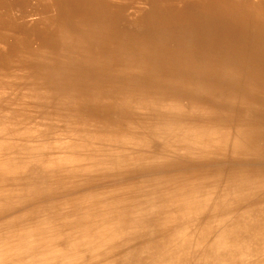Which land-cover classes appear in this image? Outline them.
Instances as JSON below:
<instances>
[{"label": "bare ground", "instance_id": "1", "mask_svg": "<svg viewBox=\"0 0 264 264\" xmlns=\"http://www.w3.org/2000/svg\"><path fill=\"white\" fill-rule=\"evenodd\" d=\"M1 115L0 264H264V0H0Z\"/></svg>", "mask_w": 264, "mask_h": 264}, {"label": "rangeland", "instance_id": "2", "mask_svg": "<svg viewBox=\"0 0 264 264\" xmlns=\"http://www.w3.org/2000/svg\"><path fill=\"white\" fill-rule=\"evenodd\" d=\"M16 117H20V116H16ZM4 115H1L0 116V120H3V122H0V143L1 145H5L6 147H8L9 144H6L8 142H10L11 140L9 138H11V133L13 131V128L10 127V117H8V120L9 121H6L4 120ZM22 118V117H21ZM149 124L151 123V120L147 121ZM17 131V130H16ZM25 134L21 131V132H18L17 131V139H20L22 140L23 136ZM14 140V138L12 139ZM22 145H19L18 148H16V150H13L14 151V156L17 158V157H22L23 154H24V149L21 148ZM2 154H0L1 156ZM39 196V195H38ZM38 196H33L34 198H37Z\"/></svg>", "mask_w": 264, "mask_h": 264}]
</instances>
